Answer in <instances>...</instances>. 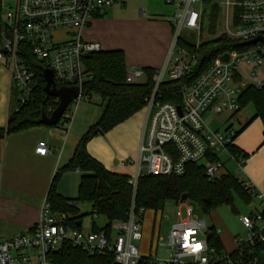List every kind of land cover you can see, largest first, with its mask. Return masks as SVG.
Returning <instances> with one entry per match:
<instances>
[{"label":"built area","instance_id":"1","mask_svg":"<svg viewBox=\"0 0 264 264\" xmlns=\"http://www.w3.org/2000/svg\"><path fill=\"white\" fill-rule=\"evenodd\" d=\"M177 8L171 24V40L164 62L153 69L152 88L144 98V119L135 158L134 173L128 183L135 190L142 175H176L184 173L188 163L200 164L208 181L220 176L223 162L218 155L233 144L236 128L212 129L209 122L217 114L239 109L238 98L247 86L264 85V0H219L220 20L224 37L238 43L237 48L220 52L200 73L192 78L198 59L194 52L179 45L182 32L201 33L205 19L203 3L213 0H164ZM115 0H16L13 7L2 9L5 28L0 32V63L6 68L11 84L25 102L38 86L35 72L26 63L20 50L29 44L31 54L43 62L52 73L56 87L78 86L80 93L63 112V127L69 126V105H77L82 86L92 75L85 69L83 58L99 52L98 41H87L82 30L90 20L100 15ZM215 3V2H214ZM57 33L67 37L56 38ZM200 41H195L197 49ZM244 44V45H243ZM227 54L226 61L220 57ZM43 69V70H44ZM141 69L126 73L129 82L142 76ZM164 81L178 82L180 104L164 101L159 87ZM53 102L58 103L54 97ZM75 105V107H76ZM177 107H180V112ZM207 116V117H206ZM211 117L210 119H208ZM35 153L48 152L44 140L37 142ZM229 152V151H228ZM217 155L214 160L207 157ZM237 161V176L252 195L260 200L261 209L240 215L244 234L233 239L229 251L209 244L211 227L188 201L176 204L175 221L171 224L165 243L167 257L141 256L136 241L142 236V221L147 209L131 201L126 218L109 222L97 231L74 229L66 224L64 214L51 211L45 200L39 209L35 225L28 231L0 240V264H30L34 257L40 264H51L49 253L68 242L90 254H111L110 264H261L259 251L264 249V193L255 192L238 174L242 161ZM156 212H154L155 214ZM97 217L93 213V218ZM215 234L218 229L212 230Z\"/></svg>","mask_w":264,"mask_h":264},{"label":"trees","instance_id":"2","mask_svg":"<svg viewBox=\"0 0 264 264\" xmlns=\"http://www.w3.org/2000/svg\"><path fill=\"white\" fill-rule=\"evenodd\" d=\"M209 9L206 13L209 38L199 42L197 49L195 41L179 39V45L184 46L190 52H194L198 65L191 74L192 78L200 73L222 51L237 48L238 43L229 42L226 37L217 32V19L221 13L218 4L205 1ZM2 0H0V32L5 28L1 16ZM264 39V38H263ZM244 45V44H243ZM23 58L35 72L38 86L29 95L25 102H20V92L11 84L10 102L7 120L0 127V139L4 136L28 129L33 126L46 125L42 121L44 107L50 103V113L56 107L54 97L47 96L44 91L45 81L43 78L44 64L38 61L32 54L29 44H21ZM85 69L92 75L91 79L82 86V95H97L101 99L102 112L98 120L81 135L75 146L71 158L60 167L50 182L45 200L52 212L64 214L66 224L74 229H81L82 217L89 214L92 219L93 213L105 218L106 229L109 222L123 220L133 200L135 206H144L153 212L162 210L167 200H174L176 204L182 195H186L187 201L194 204L198 214H209L217 206L232 203V192L236 191L246 203L252 200L250 189L246 187L238 176L231 173L221 174L213 181H208L203 168L197 163H188L182 175H152L145 174L138 178L135 190L128 183L130 176L106 169L99 161L92 157L86 144L96 134H102L115 125L126 120L144 106V98L152 88L153 69L143 68L144 82H129L126 79V64L124 52L120 49L100 50L90 53L83 58ZM178 82L164 81L159 87V93L164 101L180 104V87ZM238 112L247 104H252L253 114L240 128L236 129L234 138L246 128L251 121L259 118L262 122V143H264V85L260 88L247 86L238 98ZM49 113V114H50ZM46 114V113H45ZM47 114V115H49ZM66 120L61 117L57 126ZM228 151L234 155L239 150L229 146ZM245 156V155H244ZM214 160L217 155L207 157ZM79 170L81 175L75 197H64L56 191L57 178L64 172ZM87 204V208H84ZM99 228L92 224L90 230L97 231ZM209 244L222 249V244L217 233L210 228ZM51 264H110L113 261L111 254H90L87 251L64 242L61 246L49 253ZM261 264H264L262 262Z\"/></svg>","mask_w":264,"mask_h":264},{"label":"crops","instance_id":"3","mask_svg":"<svg viewBox=\"0 0 264 264\" xmlns=\"http://www.w3.org/2000/svg\"><path fill=\"white\" fill-rule=\"evenodd\" d=\"M102 14L103 12L93 18L101 17ZM138 15L140 17L135 16L133 19L135 21L134 29L129 33H127V29L124 30L125 37L121 41L108 42L93 29L86 31L84 35V30L90 27L94 21L93 18L82 30V37L87 41H98L102 50H122L127 71L130 69L143 71V68L154 69L160 66L166 58L172 27L168 19L141 17V9L138 10ZM145 24L149 25L145 26ZM132 38L136 40L145 38L150 44L144 49L137 50L130 44ZM142 76L145 77L144 72ZM10 86L9 73L0 63V127L5 125L11 108ZM76 108L71 115L69 126L66 128L62 124L33 126L10 133L0 139V240L13 234L26 232L35 225L52 177L71 158L81 135L98 120L102 112L101 103L96 110L90 106H81L76 116L73 117ZM143 119L144 109L142 108L107 132L96 134L86 144L88 153L106 169L128 176L132 175L135 171L132 160L135 158L139 144ZM229 127L232 126L229 125L224 129L211 128L226 130ZM240 127L238 126L236 129ZM40 140H44L47 144L48 152L45 155H39L34 151ZM262 140V122L256 118L235 137L233 146L240 151L238 156L242 161V169L238 174L255 192L264 193V143ZM219 159L221 160V158ZM229 159L231 158L229 157L227 160ZM235 162L237 164L236 160ZM224 173L237 176L236 169L235 172L229 171L223 162L221 174ZM80 175L81 173L77 169L62 173L57 178L56 191L64 197H75ZM252 197L260 204L257 197L254 195ZM183 201H187V199ZM260 209L259 206L258 210ZM199 215L203 216L204 214ZM105 223L97 225L95 219H92L91 227L94 224L101 228ZM155 224L153 221L151 225L149 250H152ZM208 225L215 227L213 222ZM91 227L87 230H90ZM30 264L40 263L34 257Z\"/></svg>","mask_w":264,"mask_h":264},{"label":"rangeland","instance_id":"4","mask_svg":"<svg viewBox=\"0 0 264 264\" xmlns=\"http://www.w3.org/2000/svg\"><path fill=\"white\" fill-rule=\"evenodd\" d=\"M123 1V3H121ZM218 4L219 0H213ZM16 0H2V9L6 10L8 7H13ZM203 5H207L205 2ZM141 9V17H153L159 19H170L173 17L174 13L177 12L172 4L166 3L164 0H115V2L109 7L105 8L101 17L93 18L94 21L91 23L90 27L84 30V35L86 31L93 29L96 33L101 35L108 42L121 41L125 35H123L124 30H128L127 33L134 29L135 21L134 17H140L138 15V10ZM205 12L208 11L209 7L204 6ZM92 19V20H93ZM220 16L217 19V32L220 33L222 30V21ZM207 17L204 20L203 28L201 33L196 34L182 32L181 37L185 40L192 41H203L208 39L210 36L207 33L208 27L205 25ZM208 21V20H207ZM149 24H145L147 26ZM143 26V25H141ZM144 26V28H145ZM56 38L67 37L63 33H57ZM130 44L133 48L141 50L146 48L150 43L147 39L141 38L139 40L130 39ZM145 80L144 76H139L136 82H142ZM53 101V100H52ZM101 103V99L92 95L90 99L81 98L77 105L73 102L69 105L68 112L72 115L74 109L76 108L73 117L76 116L81 106H90L93 110L98 109V105ZM76 105V107H75ZM50 103L45 105L44 111L46 114L50 113ZM253 114L252 104L245 105L238 112L223 111L213 117L210 127L224 129L225 127L231 125L233 128L242 126L249 117ZM207 117V116H206ZM211 118V117H209ZM243 121V123H242ZM240 123V125H239ZM242 124V125H241ZM230 154L228 151L219 154L222 162L226 164V168L235 172L237 164L234 159H229ZM242 159L244 157L242 156ZM186 202V201H185ZM189 202V201H188ZM194 206V204L192 203ZM259 202L255 198L252 199L250 203L244 202L241 196L236 192H232V203L222 204L217 206L209 214H204L203 217L207 224L213 222L215 227L219 229L218 236L220 238L222 249L229 251L233 247V237L234 235H243V227L239 221V216L243 214L253 213L259 209ZM87 204H84V208H87ZM176 207V202L174 200H167L161 211H157L155 214L153 210L147 209L142 221L143 233L141 239L136 241L135 244L138 249V253L141 256H155L159 258L167 257L168 248L166 245H157L156 238L159 237V243H165L167 240V234L170 230L171 224L175 221L174 210ZM261 207V206H260ZM97 225L106 222L105 218L102 216H97L94 218ZM91 220L89 214L82 217L81 227L85 230L91 227ZM155 221L154 231H153V245L152 250H149V238L151 236V225ZM261 261L264 262V249L259 251Z\"/></svg>","mask_w":264,"mask_h":264},{"label":"water","instance_id":"5","mask_svg":"<svg viewBox=\"0 0 264 264\" xmlns=\"http://www.w3.org/2000/svg\"><path fill=\"white\" fill-rule=\"evenodd\" d=\"M224 33H221L220 36H223ZM257 40L263 41L262 38L253 39L248 41L246 44H251L256 42ZM228 58L227 54H223L220 59L226 61ZM43 78L45 81L44 91L47 96H52L58 99V103L56 107L52 110V112L47 115L42 113V121L46 125H55L58 123L59 119L62 117L63 112L66 110L67 105L79 96L80 90L78 86L71 87H56L52 80V73L49 69L43 70ZM180 112V107H177ZM186 195L181 196V201L186 200Z\"/></svg>","mask_w":264,"mask_h":264}]
</instances>
